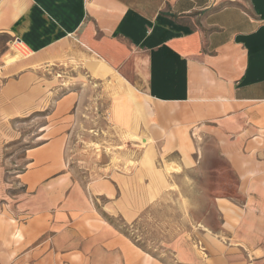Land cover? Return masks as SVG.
Listing matches in <instances>:
<instances>
[{"label": "crops", "instance_id": "0c3cea01", "mask_svg": "<svg viewBox=\"0 0 264 264\" xmlns=\"http://www.w3.org/2000/svg\"><path fill=\"white\" fill-rule=\"evenodd\" d=\"M20 55L104 62L141 90L156 121L146 137L168 154H190L187 134L211 142L234 193L214 199L218 224L199 233L206 257L188 232L174 261L264 264V0H0V71ZM65 143L58 129L25 149L10 179L0 162V264H168L115 222L171 188L163 170L83 184Z\"/></svg>", "mask_w": 264, "mask_h": 264}, {"label": "rangeland", "instance_id": "374dc122", "mask_svg": "<svg viewBox=\"0 0 264 264\" xmlns=\"http://www.w3.org/2000/svg\"><path fill=\"white\" fill-rule=\"evenodd\" d=\"M12 42L7 43L11 54ZM30 58L6 61L0 71L2 177L22 170L25 149L63 130L68 170L83 184L113 179L116 173L130 175L139 166L152 179H161L163 170L171 188L135 221L115 222L134 243L168 264H176L174 249L188 232L195 251L205 258L199 233L218 224L214 199L232 196L235 180L211 142L187 134L192 153L168 154L161 141L146 137L156 122L152 106L120 73L87 57ZM168 162L173 168L167 172ZM12 188L20 190L15 182Z\"/></svg>", "mask_w": 264, "mask_h": 264}, {"label": "bare ground", "instance_id": "6f19581e", "mask_svg": "<svg viewBox=\"0 0 264 264\" xmlns=\"http://www.w3.org/2000/svg\"><path fill=\"white\" fill-rule=\"evenodd\" d=\"M165 167H166L167 172H168V171H171V169L173 168V164L170 163V162L165 163ZM173 170H174V169H173Z\"/></svg>", "mask_w": 264, "mask_h": 264}, {"label": "built area", "instance_id": "2783aa9c", "mask_svg": "<svg viewBox=\"0 0 264 264\" xmlns=\"http://www.w3.org/2000/svg\"><path fill=\"white\" fill-rule=\"evenodd\" d=\"M14 41H19V40H17V38H15ZM19 42H20V41H19Z\"/></svg>", "mask_w": 264, "mask_h": 264}, {"label": "trees", "instance_id": "16d2710c", "mask_svg": "<svg viewBox=\"0 0 264 264\" xmlns=\"http://www.w3.org/2000/svg\"><path fill=\"white\" fill-rule=\"evenodd\" d=\"M142 248V247H141Z\"/></svg>", "mask_w": 264, "mask_h": 264}]
</instances>
